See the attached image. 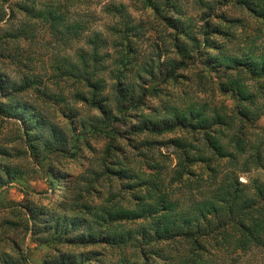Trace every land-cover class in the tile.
<instances>
[{
    "label": "rangeland",
    "instance_id": "1",
    "mask_svg": "<svg viewBox=\"0 0 264 264\" xmlns=\"http://www.w3.org/2000/svg\"><path fill=\"white\" fill-rule=\"evenodd\" d=\"M14 1L0 2V35L3 37L23 28L22 25L26 21L25 15L17 10L13 15L11 3ZM137 1L71 0L69 7L72 8V14H76L87 26L82 36L83 41L75 42L69 49L63 45H55L53 39L47 35L46 27L40 25L37 27L39 30L37 29V38L32 48L37 51L33 64L21 65L6 57L9 53H26V49L31 46L30 40L22 39L19 44L7 39L8 51L5 55L0 53V74L6 77V88L21 86L28 77L40 84V89L21 90L16 92L15 96L10 91L0 90V106L9 108L5 113L0 110V258L8 254L14 259L25 257L27 261L23 264H60L66 252L80 254L96 250L105 254L106 258L102 257L101 262H96L93 258L92 264H104L106 261L117 264L123 256L126 261L134 263L135 257L131 247L121 251L108 244L109 241L87 247L64 244L59 240L56 242L54 227H50L52 221L63 222L64 216L72 220L80 216L87 218L90 224L98 223L96 217L101 216L102 208L113 212H137V204L140 201L137 198H144L146 193V185H143L141 178L147 179L155 172L154 166L161 168L167 182L174 185L171 194L172 199L179 205L178 211L189 206L192 201L201 200L203 194L213 189L215 182L226 178L238 179L240 187L246 189L249 195L255 194L256 184L264 185V88H260L255 81H249L248 88L256 96L253 108L258 109L263 117L247 120L242 116V119H237L232 130L227 131L223 127L225 134H218L219 131L214 134L209 130L212 137L223 144L224 153L227 154L225 158L219 159L207 147L204 133L177 129L166 134L150 135L148 132L140 133L136 127L142 112L151 120L159 121L170 117L174 108L186 110L193 107L201 110L203 105H208L209 109L204 111L206 116H213L214 112L226 115L224 108H232L234 100L222 96L216 89L212 93L199 91L200 81L196 73L184 71L176 84L161 86L163 92L160 96L146 98L139 111L130 113V119H126L129 115L125 117L113 109L115 113L107 124H101L103 117L96 108L82 101L83 96H89L87 88L74 84L73 80L57 81L52 78L55 56L74 57L76 49L85 46L84 38L91 36L95 31L106 36L110 34L109 29L117 23L114 16L106 10L112 3L126 4L136 17V22L144 24L145 36L140 42L143 55L154 57L156 54L153 48H159L162 64L166 63L167 58L176 57L177 52L170 40L171 34L168 33L171 29L168 30L163 22L157 23L156 27L152 26L151 22H155L152 16L144 11L135 12L134 6L139 8L141 5ZM180 5L182 15H170L181 18L185 24L198 25L205 12L199 1H181ZM227 14L247 19L250 21L248 27L256 28L251 16L241 9H233ZM215 21L213 22H218ZM230 31L234 32L236 40L231 41V38L223 35H214L210 43L220 44L224 46L222 50H232L235 54L246 52L249 44L245 38L250 35L247 26L244 23L236 25L231 27ZM193 34L197 36V42L204 41L196 30ZM165 42L168 44L165 45ZM257 42L259 46L255 48L261 52L264 33ZM171 45L173 49L169 48ZM166 48L168 52H165ZM202 51L205 52V49ZM198 59L196 57L197 64L191 66H202ZM24 66L30 67L25 69ZM113 66L116 65H110L101 74L106 81L105 95L112 93L114 80L111 79L109 70ZM30 68L36 69L32 72L29 71ZM154 85L149 79L139 81V86L152 88ZM78 92L81 99L77 96ZM21 104L24 106L21 108L24 113L19 111ZM113 105L112 102L111 106ZM38 123L47 127L41 141L35 143V138H30L25 132H31L32 125ZM99 128L105 129L97 132ZM215 128L220 129L221 125L218 124ZM238 136L244 140L243 145L237 143ZM61 151L65 153L61 154ZM205 161L211 163L217 172L213 173L208 169L203 163ZM184 163L188 165L192 176L188 180L187 176H184L180 182L178 173H182L180 166ZM60 172L68 174L67 183L53 180V175ZM191 196H195V199ZM75 203L77 205L73 208ZM61 206H65V210H62ZM30 207L37 208L36 213H30ZM32 214H35L36 218L40 216L42 223H37ZM111 227L107 223L102 225L103 229ZM113 228L115 233L118 230L124 234L130 230L141 237L137 231L138 224H130L128 220L119 219ZM257 234L262 235L263 246L245 253L222 252L220 247L215 248L205 243L209 252L207 257L212 260V264H264V231ZM107 240L103 239L104 242ZM49 241L56 242L57 249L52 247L55 243ZM163 249L169 256L176 255V252L166 245H163ZM184 251H189V248H184ZM182 253L188 255L183 251ZM223 253H226V257H223ZM160 261L151 257L150 264H159Z\"/></svg>",
    "mask_w": 264,
    "mask_h": 264
},
{
    "label": "trees",
    "instance_id": "2",
    "mask_svg": "<svg viewBox=\"0 0 264 264\" xmlns=\"http://www.w3.org/2000/svg\"><path fill=\"white\" fill-rule=\"evenodd\" d=\"M9 1L0 0L1 3ZM181 1L189 3V0H138V4L141 3V5L139 8L137 5L134 6L135 12L144 11L154 18L155 22H151L152 26L156 27L157 23L163 22L162 24L168 30L171 29L168 33L171 34L170 40L173 42L177 56L167 58L165 64H162L160 60L162 54L159 48H153L156 54L154 57L142 54L140 42L145 36L144 24L136 22V17L129 11L126 4L112 3L106 10L114 16L117 23L109 29L110 34L106 36L95 31L91 36L84 38L85 46L78 47L74 57L55 56L52 78L57 81L73 80L74 84L87 88L89 96H83L82 101L96 108L103 117L101 124H107L112 119L114 110L125 117L129 115L126 119H130L132 115L130 113L139 111L146 98L160 96L163 92L161 86L176 84L184 71L196 73L200 81L199 91L212 93L216 89L222 96L234 100L235 104L232 108L227 106L224 108L226 115L214 112L213 116H206L204 111L209 109L208 105H203L201 110L193 107L186 110L174 108L170 117L159 121L151 120L142 112L136 127L140 133L148 132L150 135L166 134L177 129L204 133L207 147L211 149L215 157L223 159L227 156L224 153L223 144L217 138H213L208 131L212 130L214 134L218 131V134L220 132L225 134V129L232 130L237 119H242V116L247 120H258L264 115L253 108L256 96L248 88L249 81H255L260 88H264V45L261 52L255 48L259 46L258 38L264 33V0H198L205 12L196 26L193 23L185 24L181 18L170 15V13L182 15ZM70 3L71 0H15L12 2L13 15L17 10L25 15L26 21L22 25L23 28L14 30L9 36L6 34V38L0 35V53L5 55L8 51L7 39L19 44L22 39L30 40L31 46L30 49H26V53L22 51L13 55L9 53L6 57L12 58V61L19 62L21 65L33 64L37 51L32 48L37 38V27L40 25L46 27L47 35L53 39L55 45H63L69 49L75 42L83 41L82 36L87 29L86 23L82 19L79 20L76 14H72ZM233 9H241L251 16L256 28L248 27L250 21L247 19L229 16L227 12ZM212 20H218V22L215 23L216 21ZM243 23L250 32V35L245 38L249 44L246 52L235 54L232 50H222L224 46L220 44L210 43L214 35H223V37L231 38V41L236 40V35L230 29ZM193 29L204 38V41L197 42ZM167 44L165 42V45ZM173 46L166 47L173 49ZM203 48L205 52L202 51ZM168 51L166 48L165 52ZM196 57L199 58L202 66H191L197 64ZM110 65H116L109 70L114 84L111 88L112 93L105 95L106 81L101 74ZM24 67L26 69L30 66ZM35 69L30 68L29 71L34 72ZM143 79L152 80L155 85L152 88L139 86V81ZM4 81L6 77L0 74L1 92L10 91L14 96L21 90L40 89L38 88L40 84H36L34 79L30 80L28 77L25 78L24 84L19 87L12 86V89L8 86L6 88ZM77 96L81 99L79 92ZM11 99L14 100V97L11 96ZM112 102L113 106H111ZM22 107L24 106L21 104L19 111L24 113ZM4 108L0 106L3 113L9 110L7 107ZM218 124L221 125L220 129L215 128ZM46 127L45 124L38 123L32 125L31 132L28 131L25 134L30 138L34 137L35 143H39L45 134ZM104 129L99 128L97 132H102ZM237 143L243 145L245 142L238 136ZM60 153L64 154L65 151ZM203 163L213 173L217 172L212 168L211 163L206 161ZM180 167L182 170L181 174L178 173L180 182L184 176H187V180L190 179L192 173L188 171V165L184 163ZM154 169L155 172L151 173L147 179L141 178L143 185H146V193L144 198L143 196L137 198L140 200L137 204V212L128 210L113 212L108 208H102L101 216L96 217L99 222H94L98 227L94 223L90 224L87 218L77 216L72 220L64 216L63 222L52 221L53 224L50 227V229L54 227L56 242L87 247L109 241L108 244L121 251L131 247L135 257L134 263L126 261L123 256L117 264H150L151 257L161 260L159 264H212V260L207 257L209 254L207 244L215 248L220 247L222 252L240 251L242 253L263 246L261 243L263 237L257 233L262 234L264 231V185L256 184L255 194L249 195L246 189L240 187L238 179L226 178L215 182L212 185L213 189L203 194L201 200L192 201L189 206L182 207L178 211L179 205L172 199L171 194L174 191V185L167 182L161 168L154 166ZM53 177L55 181L67 183L69 176L67 173L60 172ZM191 198L195 199V196ZM75 205L77 203L72 207L74 208ZM65 206L60 208L65 210ZM36 209L30 207L29 212L36 213ZM31 216L37 220V223H42L40 216L38 218L35 214ZM45 219L48 221L47 218ZM119 219L128 220L130 224H138L137 231L141 237L131 233L130 230L124 234L118 230L115 233L113 225ZM103 223L112 227L103 229ZM105 238L108 239L106 242L103 241ZM49 242L55 243L52 247L57 249L56 242ZM163 245L176 252L175 259L165 254ZM184 248H189V251H184ZM223 254V257H226V253ZM63 255L65 258L60 264H92L93 258L96 262H101L102 257L106 258L105 254L96 250H89L88 253L84 251L80 254L66 252ZM25 261H27L25 257L14 259L8 254L0 258V264H23ZM104 264L113 263L106 261Z\"/></svg>",
    "mask_w": 264,
    "mask_h": 264
}]
</instances>
